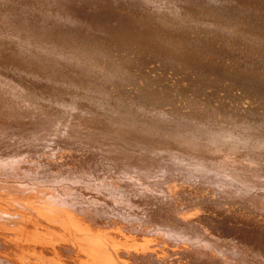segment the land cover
<instances>
[{
    "label": "bare ground",
    "instance_id": "bare-ground-1",
    "mask_svg": "<svg viewBox=\"0 0 264 264\" xmlns=\"http://www.w3.org/2000/svg\"><path fill=\"white\" fill-rule=\"evenodd\" d=\"M0 264H264V0H0Z\"/></svg>",
    "mask_w": 264,
    "mask_h": 264
},
{
    "label": "rangeland",
    "instance_id": "rangeland-1",
    "mask_svg": "<svg viewBox=\"0 0 264 264\" xmlns=\"http://www.w3.org/2000/svg\"><path fill=\"white\" fill-rule=\"evenodd\" d=\"M209 223H212V224H216L217 222L216 221H214V220H211V219H209V220H207ZM217 225H219V224H217ZM220 227H223V225H219Z\"/></svg>",
    "mask_w": 264,
    "mask_h": 264
}]
</instances>
